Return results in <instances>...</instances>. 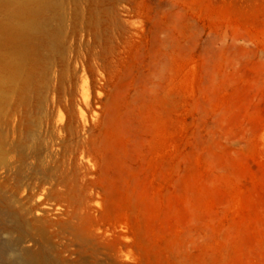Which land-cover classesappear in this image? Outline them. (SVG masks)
<instances>
[{
  "label": "rangeland",
  "instance_id": "obj_1",
  "mask_svg": "<svg viewBox=\"0 0 264 264\" xmlns=\"http://www.w3.org/2000/svg\"><path fill=\"white\" fill-rule=\"evenodd\" d=\"M2 1L0 25L11 28L19 20ZM50 1L57 42L37 37L40 88L1 105L0 264L32 246L18 244L27 187L68 171L53 144L57 126L78 120L96 136L93 230L122 262L264 264V0ZM32 128L36 154L12 152Z\"/></svg>",
  "mask_w": 264,
  "mask_h": 264
},
{
  "label": "bare ground",
  "instance_id": "obj_2",
  "mask_svg": "<svg viewBox=\"0 0 264 264\" xmlns=\"http://www.w3.org/2000/svg\"><path fill=\"white\" fill-rule=\"evenodd\" d=\"M5 3L19 22L11 28L0 25V47L9 50L5 65L0 66V111L11 91L18 89L21 101L27 103L36 88H40L41 78L37 62L42 55L36 41L38 35L51 49H54L57 42L55 36L49 32V16H45L55 11L52 1L5 0ZM2 4L3 1L0 0L1 7ZM31 64L34 68L29 69ZM76 70L74 77L79 72ZM72 83L73 94L77 95L79 84L74 81ZM83 121H76L69 130L57 126L59 136L53 147H56V152H60V149L64 152L66 150L65 162L68 171L47 173L38 184L27 187L30 206L24 212L28 218L29 229L25 232L26 236L18 237V244L23 246L31 242L32 246H26V249L22 247L21 255L25 258L17 264H48L40 257L37 249L31 252V248L42 245L48 250L55 249L58 260L63 264H125L121 260L118 247L111 244L105 235H96L93 230V227H98V219L94 226L91 204L96 201L98 190L96 182L92 180L95 171L90 157L96 145V136L88 122ZM37 136L38 133L33 128L27 132L20 131L16 135L17 140L10 144L11 151L25 150L28 156L36 154L37 146L34 143H37ZM2 149L0 141V163ZM55 234L58 238L62 236L58 245L60 248L54 243Z\"/></svg>",
  "mask_w": 264,
  "mask_h": 264
}]
</instances>
